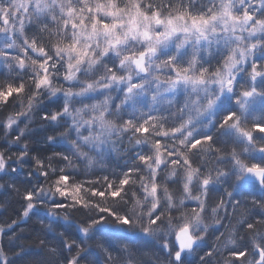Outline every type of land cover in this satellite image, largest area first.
I'll return each instance as SVG.
<instances>
[{"label": "snow or ice", "instance_id": "6c2138e0", "mask_svg": "<svg viewBox=\"0 0 264 264\" xmlns=\"http://www.w3.org/2000/svg\"><path fill=\"white\" fill-rule=\"evenodd\" d=\"M0 66V173L27 185L0 264H264V0H0ZM34 110L62 167L29 155ZM40 212L58 245L22 243Z\"/></svg>", "mask_w": 264, "mask_h": 264}, {"label": "trees", "instance_id": "16d2710c", "mask_svg": "<svg viewBox=\"0 0 264 264\" xmlns=\"http://www.w3.org/2000/svg\"><path fill=\"white\" fill-rule=\"evenodd\" d=\"M9 80V72L6 67L0 68V84H5ZM11 80L13 82H17L18 78L13 73L11 75ZM27 80V77H25ZM30 83V82H29ZM49 101L45 100L44 105H48ZM44 105H41L43 107ZM19 110V101L16 99V94L14 93L12 97L9 98L8 104H0V129H2L3 124L6 122V119L10 115H14L15 112ZM31 115V122L28 124V130L32 133L26 141L29 155L30 156H39L42 159H45L47 163L48 157H53L54 166L62 167L63 163L60 161L59 157L53 156L54 152L60 151L59 148L51 147L48 143L45 142V135L49 134L44 131L45 123L40 119V114H37V110H34ZM21 128L24 127V124L20 125ZM14 135V134H13ZM4 144V136L3 132L0 131V146ZM23 147V145H21ZM118 147H121L118 145ZM131 148L132 146L128 144L125 139L122 150L119 152H114L111 158L106 159L102 165H97L94 169L87 170L83 165L80 166L75 179L79 181L83 180H95L103 175L112 176L113 173L119 174L121 169L125 167V162L129 161L131 156ZM123 149H128V151H124ZM196 163H203L199 158L194 157ZM25 172L29 171L27 167L24 169ZM0 225H6L13 219H17L18 215L22 212L23 206L26 204V201L23 200V194L27 185L24 183L25 177L17 176L15 174L5 176L3 173L0 174ZM43 180V177H41ZM11 185H15V187H11ZM212 197V202H218V200L223 197V192L212 193L210 194ZM248 211H259V209H253L251 205L248 206ZM231 211V210H230ZM245 209L241 208L237 212V216L241 212H244ZM73 219L79 221L83 217L79 214H75ZM227 228H221L220 231L225 232L227 235L228 228L235 223L233 219L231 223L228 220L224 221ZM48 227V218L46 217L44 212H40L38 215H33L30 219H27L23 222L22 234L28 237L26 240L22 241L25 246H31L34 249H37L39 246V240L37 237L45 239L49 244L58 245L59 241L54 239L55 232L46 231ZM259 227V225L257 226ZM18 231H20L18 229ZM71 234V230H69ZM218 235V233H217ZM241 235H246V233H241ZM223 239V238H222ZM215 235L211 234L208 237V244L214 245L216 243ZM7 246V238L4 241ZM99 249L93 245L92 254L89 256V259L97 258V253ZM47 251L45 250V255ZM67 253H63V255H59L58 259L63 260V256H66Z\"/></svg>", "mask_w": 264, "mask_h": 264}, {"label": "rangeland", "instance_id": "374dc122", "mask_svg": "<svg viewBox=\"0 0 264 264\" xmlns=\"http://www.w3.org/2000/svg\"><path fill=\"white\" fill-rule=\"evenodd\" d=\"M3 66H0V68H2ZM1 174V173H0Z\"/></svg>", "mask_w": 264, "mask_h": 264}]
</instances>
